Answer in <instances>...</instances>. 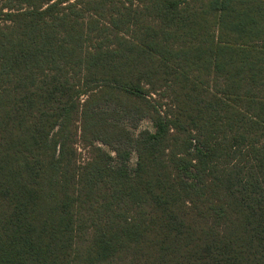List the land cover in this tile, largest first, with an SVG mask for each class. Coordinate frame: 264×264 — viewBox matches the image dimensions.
Returning <instances> with one entry per match:
<instances>
[{
	"label": "trees",
	"instance_id": "16d2710c",
	"mask_svg": "<svg viewBox=\"0 0 264 264\" xmlns=\"http://www.w3.org/2000/svg\"><path fill=\"white\" fill-rule=\"evenodd\" d=\"M0 264H264V0H0Z\"/></svg>",
	"mask_w": 264,
	"mask_h": 264
},
{
	"label": "rangeland",
	"instance_id": "374dc122",
	"mask_svg": "<svg viewBox=\"0 0 264 264\" xmlns=\"http://www.w3.org/2000/svg\"><path fill=\"white\" fill-rule=\"evenodd\" d=\"M128 127H130V126H128ZM145 129L152 130L151 123L147 120L140 122L139 125L137 126V128L131 127V131H132L134 136H137L140 131L145 130ZM81 152H83V150H81ZM135 163H136V155L133 154L131 165H134Z\"/></svg>",
	"mask_w": 264,
	"mask_h": 264
}]
</instances>
